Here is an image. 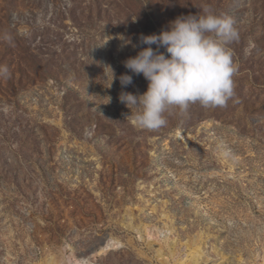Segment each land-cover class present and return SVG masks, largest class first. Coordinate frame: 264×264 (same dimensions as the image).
<instances>
[{"label": "rangeland", "instance_id": "374dc122", "mask_svg": "<svg viewBox=\"0 0 264 264\" xmlns=\"http://www.w3.org/2000/svg\"><path fill=\"white\" fill-rule=\"evenodd\" d=\"M205 8L239 32L233 97L136 127L119 94L147 81L123 62ZM0 66V264H165L144 226L169 264L194 243L200 264H264V0H0Z\"/></svg>", "mask_w": 264, "mask_h": 264}, {"label": "clouds", "instance_id": "9594fccd", "mask_svg": "<svg viewBox=\"0 0 264 264\" xmlns=\"http://www.w3.org/2000/svg\"><path fill=\"white\" fill-rule=\"evenodd\" d=\"M239 38L230 16L207 8L202 15L178 16L158 34H141L139 42L148 47L123 63L145 78L147 89L120 92L119 101L130 110L125 117L131 116L140 129L156 130L166 124L165 113L172 108L185 113L197 102L205 108L225 106L234 95L233 77L238 71L228 45ZM106 66L112 73L111 87L117 77ZM9 76V69L0 66V78ZM118 79L122 88L133 83L128 74Z\"/></svg>", "mask_w": 264, "mask_h": 264}, {"label": "bare ground", "instance_id": "6f19581e", "mask_svg": "<svg viewBox=\"0 0 264 264\" xmlns=\"http://www.w3.org/2000/svg\"><path fill=\"white\" fill-rule=\"evenodd\" d=\"M131 223V222H130ZM128 224L130 227L134 228L133 224ZM141 229L143 227H140ZM138 228V229H140ZM157 232L159 235H157V233L155 232L156 230L153 231L152 227L148 228V226H144V231L147 234V237L145 240H147L149 242V245L151 246H155V244L159 245V248L156 249V256L160 257L161 260H163L165 262V264H169L167 262L168 258L175 256L176 253V243L174 242L173 239H171V237H169V233L167 230L163 229V228H156ZM140 232V231H139ZM142 232V230H141ZM143 233V232H142ZM141 237H144V235ZM121 241L113 236H110L109 238H107V240L104 242V244L100 247L99 251L101 253H105L111 249H116L118 247H120ZM189 248H190V253L188 254V259L187 260H180L176 261V263L178 264H200V258L202 256V249L201 246L199 244H188ZM182 259V258H181ZM167 262V263H166ZM170 262V261H169ZM171 263V262H170ZM43 264V263H41ZM44 264H58V262L54 259V257H49L46 259V261L44 262ZM86 264H96L93 262V259L91 260H87Z\"/></svg>", "mask_w": 264, "mask_h": 264}]
</instances>
